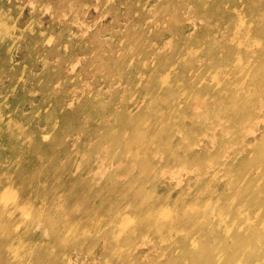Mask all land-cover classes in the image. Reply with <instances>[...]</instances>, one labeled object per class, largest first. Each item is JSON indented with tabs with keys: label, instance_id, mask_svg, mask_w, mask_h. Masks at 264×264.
Wrapping results in <instances>:
<instances>
[{
	"label": "rangeland",
	"instance_id": "rangeland-1",
	"mask_svg": "<svg viewBox=\"0 0 264 264\" xmlns=\"http://www.w3.org/2000/svg\"><path fill=\"white\" fill-rule=\"evenodd\" d=\"M201 248L264 264V0H0V264Z\"/></svg>",
	"mask_w": 264,
	"mask_h": 264
},
{
	"label": "bare ground",
	"instance_id": "bare-ground-1",
	"mask_svg": "<svg viewBox=\"0 0 264 264\" xmlns=\"http://www.w3.org/2000/svg\"><path fill=\"white\" fill-rule=\"evenodd\" d=\"M108 109V108H107ZM109 110V109H108ZM112 114V112H111ZM102 116V115H101ZM121 125L120 123H118V128L115 127V128H111L110 126H106L105 125V128H107L108 130L106 131V137L108 139H111L112 136L114 135V133H117L120 129ZM114 145H115V142H112ZM119 144V142H118ZM197 257H199L200 259H202V264H212V261H211V257L210 255L208 254L207 252V249L205 248H201L199 249V251L197 252ZM253 259L252 258H248V259H245V262L249 263L251 262Z\"/></svg>",
	"mask_w": 264,
	"mask_h": 264
}]
</instances>
